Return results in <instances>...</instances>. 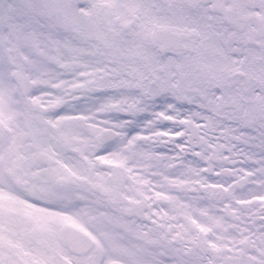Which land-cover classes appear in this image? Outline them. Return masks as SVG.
I'll use <instances>...</instances> for the list:
<instances>
[{"label": "snow or ice", "instance_id": "snow-or-ice-1", "mask_svg": "<svg viewBox=\"0 0 264 264\" xmlns=\"http://www.w3.org/2000/svg\"><path fill=\"white\" fill-rule=\"evenodd\" d=\"M0 264H264V0H0Z\"/></svg>", "mask_w": 264, "mask_h": 264}]
</instances>
